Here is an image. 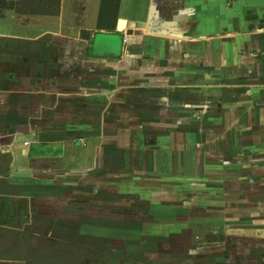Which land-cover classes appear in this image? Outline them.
<instances>
[{
  "label": "crops",
  "instance_id": "1",
  "mask_svg": "<svg viewBox=\"0 0 264 264\" xmlns=\"http://www.w3.org/2000/svg\"><path fill=\"white\" fill-rule=\"evenodd\" d=\"M205 1L215 10L217 4ZM246 1L253 18L264 14V0ZM113 2L118 3V11L132 8L135 14L113 19L104 15V5H111V0L0 2V7L13 11L10 24L26 29L0 31V264H264V29H249L256 19L243 21L249 30L202 37V0H135V7L128 0ZM160 2L167 6L166 30L159 10L155 11ZM118 19H125L126 32L134 33L127 46L121 43L123 33L116 31ZM137 23L145 24L141 31H134ZM80 24L106 25L108 30L99 32L120 34L119 52L107 46L98 56L87 53L86 46L79 55V42H91L98 33L85 27L83 34H68L67 28ZM223 24L232 30L238 23L214 15L203 25ZM50 25L55 29L48 32ZM34 26L41 28L32 34ZM195 26L199 33L189 36ZM220 38L227 42H222L221 51ZM195 42L197 53L190 46ZM242 69L248 70L247 76L234 83L238 82L234 75L246 73ZM228 73L234 81L218 85L223 81L220 75ZM188 74L204 75L205 82ZM221 90H230V95L221 99L217 95ZM192 108L198 111L192 113ZM106 121L113 127L101 129L98 146L93 144L88 152L75 145L78 139L95 138L94 124ZM189 122L198 124L191 129ZM125 125L130 126L128 136L121 139L129 142V135L135 137V154L143 157L140 163L145 165L139 168L151 176L172 167L183 169L171 160L172 153H178L174 144L184 145L183 154L191 153L198 146L190 151L180 135L200 137L202 197L215 200V209L223 203L235 209L202 215L207 218L202 219L201 235L208 237L199 238L196 230L201 225L196 223L180 229L200 239L192 245L187 235V241L180 243L160 239L165 230L171 236L178 232L170 224H157L155 202L173 199L168 192H157L158 198H147L146 206L145 200L131 196L139 210L144 207L139 228L154 229L151 237L143 239L140 231L135 232L139 241L133 247L127 240L114 243L121 237L111 236L112 227L137 222L109 221L104 211L126 207L121 204L126 199L110 194L111 185L95 182L94 174L98 153L115 149L111 147V140L119 136L115 128ZM125 146L129 151L130 144ZM69 155L73 161L62 168L65 174L56 175L58 185L54 177L42 175L50 171L43 164L47 158ZM182 180L183 187L191 183ZM114 200L120 202L115 207ZM202 200L203 206L207 200ZM97 206L100 213L94 211Z\"/></svg>",
  "mask_w": 264,
  "mask_h": 264
},
{
  "label": "rangeland",
  "instance_id": "2",
  "mask_svg": "<svg viewBox=\"0 0 264 264\" xmlns=\"http://www.w3.org/2000/svg\"><path fill=\"white\" fill-rule=\"evenodd\" d=\"M6 0H0V2H5ZM21 1H29V0H21ZM52 0H47V2H50ZM114 0H111V5H104V15L108 16L110 15V18L113 19L115 16H118V14H126V15H130L133 16V14H135V9L132 10V8L125 10V11H118V3L117 2H113ZM129 3L128 5L135 7L136 3L135 0H128ZM100 3H103L104 0H99ZM162 2H166V0H162ZM160 2V3H162ZM228 2V3H227ZM211 3L215 6V10L214 8H211V5L209 2H206L205 0H202V37H217L220 34L224 35V34H231L233 32H235L236 29V34L238 32H242L244 30H249L252 28L255 29H264V14H261V12L258 13V15H255V18L251 19L252 17H254L251 13V10L249 11V7L247 6L248 1L246 0H234L233 3H231V7H230V0H211ZM229 4V5H228ZM111 7V9H110ZM230 7V8H229ZM167 6L165 4H160V6L158 7V9L155 8L156 10H159L160 12V18L163 19L164 21L167 19L166 16V9ZM211 9V10H210ZM194 12V15L197 16V11L195 10H191ZM12 10L11 8L8 9L5 6H1L0 7V31L1 32H6V33H23V31L25 32L26 29L25 27H20V26H16V25H12L10 24L11 22V14H12ZM225 13V15H224ZM214 15H218L219 18L221 19V21H228L231 18L234 19V21L236 23H238L236 26L231 27L232 30L228 29V25L225 26V24L223 25H219L218 27H214V26H205L203 25L204 22L206 20H209L211 17H213ZM106 17V16H105ZM247 19V20H246ZM257 22L255 24H250L251 26H249V29L247 27V24H244L243 21H246L245 23L251 22L253 20H256ZM252 23V22H251ZM197 25H199L198 23H196ZM165 30H166V21H165ZM88 27V26H85ZM84 26H82V24L77 25V26H72L67 28L69 33L68 34H77L78 31H80V34L85 33V28ZM41 27H31L30 28V33L35 34L36 32L40 31ZM135 30L134 31H141L142 28H139L137 26H134ZM199 27L195 26L193 30H190L189 36H191L190 34H194V32L199 33L197 30ZM48 32H51L53 29H55V27L53 25L47 26L46 27ZM88 29L92 30V33H95L94 31H98V33L94 34V38L91 40V38H89L90 41H86V40H82L79 42V49H78V54L80 55L82 53V51L85 49L86 46H88V50L87 53H90V51H92L95 54H98V56H103L102 52L104 50L107 49V46L111 49H113V52L118 53L119 49H120V42H119V35H110V36H106L105 33L103 32H99V30H108V27L106 25H95L94 27H88ZM144 29V28H143ZM217 29V30H216ZM127 30L122 31L121 33H123V36L127 37L128 34L132 35L134 33H132V31L130 32H126ZM200 31V32H201ZM192 32V33H191ZM218 32V33H215ZM87 33V31H86ZM119 33V32H118ZM167 32H164V34ZM198 35V34H196ZM220 51L222 49V42L224 45H226L227 42L222 41V38H220ZM206 44L205 42H202V46ZM192 51H195L196 53L199 51V47L198 44L192 43ZM141 48V47H140ZM149 48V46H148ZM167 47H162L161 50H166ZM225 49V48H224ZM228 49V48H227ZM144 49L139 50L141 53ZM204 50V49H202ZM226 50V49H225ZM137 51V50H136ZM229 52V51H227ZM247 52V51H246ZM248 53V52H247ZM206 55V54H205ZM214 55V54H213ZM202 56H203V52H202ZM219 60V59H218ZM214 62H217L214 60ZM193 65V64H192ZM224 67V66H223ZM241 70V69H239ZM243 70V69H242ZM246 71V73L239 72L238 74L234 75L237 76L235 78V81L237 80L238 82H234V83H239L243 81V78H245L248 74V70H243ZM188 77L192 78V77H196L194 79H199L202 78V84L204 81V75H194V74H188ZM222 77V82H219L218 85H224L226 86L227 84H229L233 80V77L230 76L231 74H222L220 75ZM226 80V81H225ZM228 82V83H227ZM222 94H217L218 97L220 96L221 99L224 97V95H230V90H221ZM209 96V93H207ZM206 97L205 93L202 92V98ZM213 99L217 98V97H212ZM196 109L192 108L191 112H195ZM111 121H106L104 123L101 122L98 123L96 122V124H94V133L96 136H94L95 138H84L83 140L78 139V141L80 142V146H82L86 151L90 152V148L93 147V144L95 146H98V144H100V132L101 129L103 127L106 128V130L110 127V129L113 127V125H111ZM194 122H189L187 123V126L190 127L191 129L196 128V125L198 123ZM101 126V128H100ZM119 128V127H118ZM116 133L118 136V138H114L111 140V147H114L115 149L111 151H109V153H98V162H99V167L97 166L96 171H95V182H106L109 183L110 186V194H114V195H120L122 197L120 198H125L126 201L121 202V204L126 205V207L120 208L122 210H109L106 209V214L108 216L111 217V222L113 223H117L118 222H122L125 220V222L129 223L130 221L133 222H137L136 225H125L122 227H119L118 225H115L112 223V225H115L114 227L111 228V236H120V239H117L119 241H114V243L123 242V240H127L128 243V247L131 246L133 247V245H135L134 243L136 241H139V236L137 238L135 234L139 233L140 231L142 232L140 235H143V239H145V236L148 237L151 235V231L153 232L154 229L152 230V228H149V226H146L141 230L140 226V221L138 219L139 214H141L142 209L144 208H140L139 210V203H134L133 199L131 198L134 196H138L139 199L141 200H145L144 203H142L143 205H147L146 201L148 200L147 198L149 197H155L156 199L158 198V196H154L157 192H168V195H171L173 197V199L169 198V200L167 201H159V203L155 202L156 206L159 207L158 212L156 213L157 215V219L156 222L157 224H170L172 227L171 230L173 231L174 229H177V232L175 235L176 236H171L170 232L168 230H165V233H162L160 235V239L162 238L163 241H170V242H174V243H180L182 241H187L186 240V235L190 236L188 241H189V245H192L191 243H194L195 241H199L200 239H196L195 235L193 234H186L184 232L180 233V231H184V230H180L181 228H183L184 226H189V225H195L196 223L200 224L201 228L196 230L198 233L199 238L202 237H208V235H201L202 232V219H206L207 217L202 216L205 215V212H211V211H234L235 209H233L229 203H223L222 206H219V208L215 209V200L212 198V200L214 201H210L209 197H202V145H200V137L196 136L195 134H191V136H184V134L180 135V137L186 142V148H190V151L195 147V145H197L198 147L195 148V150H193L191 153H187L185 152V154L182 153V149H184V145L182 144L181 146L174 144L175 147L177 148L176 151H178V153H172L171 156V160L174 162V164L180 163L181 170H176L175 168L172 170H169L166 172H162L160 174H156V173H152L153 176H151L150 172H145V171H141L139 166H145L144 164L141 165L140 162H144L143 157L140 156V154H135L137 153L138 150L135 149V142L136 139L132 138L130 135V140L127 144L131 146V148L129 149V151L123 148L124 144L121 138H123L124 134H123V127H120V129L115 128ZM87 133V132H85ZM182 133V132H180ZM176 133V137H177ZM100 135V136H99ZM128 136V135H126ZM141 139V138H140ZM178 139V137H177ZM176 139V140H177ZM73 140V139H72ZM75 140V139H74ZM175 140V141H176ZM181 139L177 140V143L180 141ZM71 142V141H70ZM125 142V141H124ZM156 144V141H155ZM161 143H158L157 145H160ZM76 145V143H75ZM135 145V146H134ZM145 145V144H144ZM77 146V145H76ZM181 147V149H180ZM31 151L36 152L37 151V147L36 146H30ZM90 150V151H89ZM122 151V153H120ZM86 153V152H85ZM90 155V153H89ZM83 158H85L84 153L82 154ZM146 156V155H144ZM103 157H105V161L103 164ZM142 158V159H141ZM156 159L158 161L161 160L160 155L156 156ZM71 161H73L72 156H65V158H61L59 157H53L50 156V158H47V160L44 161L43 164H45V166L50 170L45 173L42 174L44 176L47 177H54L55 179V183H57V185L60 183V180H56V175L57 174H65L66 172L63 171L62 168H64V166H66L67 164H69ZM230 161V160H229ZM184 164L186 166L187 169H185ZM61 167V169H60ZM76 173H78L79 175L82 174L80 173V170H78ZM76 173L74 175H76ZM147 173V174H145ZM66 178H70L69 176H66ZM183 178H188L191 180V183L189 182H185V186H181L183 183ZM53 179V180H54ZM70 180V179H69ZM102 180V181H101ZM182 180V181H181ZM174 184V185H171ZM84 185V184H81ZM81 185H79V187L83 188ZM188 189H190L191 191H188ZM77 192L79 193H91V192H87L85 190H78ZM158 194V193H157ZM203 199L206 198L207 202L205 205L202 206V203L204 202ZM116 202L112 203L111 206L118 205L120 202H118V200H114ZM117 203V204H116ZM203 207V208H202ZM113 208V207H111ZM100 209L102 208H98L94 207V211L95 213H100ZM168 215H170V217H167ZM192 215H201L202 217H193ZM139 222V223H138ZM151 222V221H150ZM148 222V223H150ZM183 222H186L187 224H184ZM153 225V222L151 223ZM128 226V227H127ZM190 227V226H189ZM117 229H123L124 233H118L115 232V230ZM161 229V228H160ZM122 231V230H121ZM187 231V230H186ZM200 234V235H199ZM110 236V233L108 234ZM151 237V236H150ZM154 237V236H153ZM141 238V239H142ZM149 238V237H148ZM168 239V240H167ZM191 241V242H190ZM196 243V242H195ZM198 243V242H197ZM201 243V242H200ZM202 243H204L203 239H202ZM188 245V246H189ZM198 246V245H197ZM186 250V249H185ZM130 251H134V250H130ZM128 257V256H127ZM144 257V256H143ZM121 261H124L127 263L129 262V260H123L120 258ZM143 262H145V260H143Z\"/></svg>",
  "mask_w": 264,
  "mask_h": 264
},
{
  "label": "water",
  "instance_id": "3",
  "mask_svg": "<svg viewBox=\"0 0 264 264\" xmlns=\"http://www.w3.org/2000/svg\"><path fill=\"white\" fill-rule=\"evenodd\" d=\"M126 23L127 21L125 19H118L117 22H116V31L117 32H122L124 30H126ZM144 23H137V26L138 27H144ZM77 146L80 145V142L79 141H76L75 142Z\"/></svg>",
  "mask_w": 264,
  "mask_h": 264
},
{
  "label": "flooded vegetation",
  "instance_id": "4",
  "mask_svg": "<svg viewBox=\"0 0 264 264\" xmlns=\"http://www.w3.org/2000/svg\"><path fill=\"white\" fill-rule=\"evenodd\" d=\"M251 19H253V17L251 18ZM247 20V19H246ZM249 26H251V25H249ZM130 34H128V36L127 37H125V38H122V42L121 43H123L124 45H126L127 46V44L130 42V37L131 36H129ZM181 93V92H180ZM181 95H182V93H181ZM196 111H198V109H196ZM192 115V114H191ZM189 117V116H188ZM192 118V117H191ZM197 118V117H196ZM133 126V125H132ZM119 128L120 127H122V126H118ZM127 127H130L129 125L128 126H126L125 125V127H124V129H123V134H125V135H127L128 133L126 132V130H127ZM124 141H126V139L124 140ZM123 141V144H124V146L123 147H126L125 145H127V143L126 142H124Z\"/></svg>",
  "mask_w": 264,
  "mask_h": 264
},
{
  "label": "built area",
  "instance_id": "5",
  "mask_svg": "<svg viewBox=\"0 0 264 264\" xmlns=\"http://www.w3.org/2000/svg\"><path fill=\"white\" fill-rule=\"evenodd\" d=\"M24 145H25V146H28V145H29L28 140L24 141Z\"/></svg>",
  "mask_w": 264,
  "mask_h": 264
}]
</instances>
